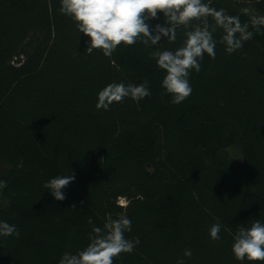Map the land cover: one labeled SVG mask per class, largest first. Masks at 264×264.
<instances>
[{
  "label": "trees",
  "instance_id": "obj_1",
  "mask_svg": "<svg viewBox=\"0 0 264 264\" xmlns=\"http://www.w3.org/2000/svg\"><path fill=\"white\" fill-rule=\"evenodd\" d=\"M210 2L230 15L264 14V0ZM59 8L60 0H0V180L8 182L0 220L20 233L0 237V264H58L89 243V219L102 227L120 212L132 221L126 238L140 243L114 264H264L231 251L240 224L264 222V29L231 55L220 44L215 59L205 54L190 73L205 95L174 105L151 53L181 46L180 30L175 43L89 55L88 38ZM144 81L152 94L129 99L132 116L115 103L96 109L107 84ZM26 105L53 125L31 127L17 111ZM72 170L66 199L56 201L43 184ZM215 218L219 241L209 236Z\"/></svg>",
  "mask_w": 264,
  "mask_h": 264
},
{
  "label": "clouds",
  "instance_id": "obj_2",
  "mask_svg": "<svg viewBox=\"0 0 264 264\" xmlns=\"http://www.w3.org/2000/svg\"><path fill=\"white\" fill-rule=\"evenodd\" d=\"M59 12L70 18L77 31L88 38L85 52L91 55L100 51L111 58L121 45L133 46L140 42L145 47L155 48L163 38L175 43L178 30L184 37L181 46L172 49H159L151 53L159 69L165 72L161 81L163 94L171 97V103L179 105L192 93L190 73L201 71L204 55L215 59L216 47L223 45L225 53L231 55L240 50L254 34L264 29V14L252 7H242L238 15H230L224 8L211 6L210 0H60ZM164 23L152 26L149 22L159 20ZM248 16L242 22L240 16ZM250 29H255V33ZM220 32L219 38L215 34ZM114 63V61H113ZM148 82L138 85L112 82L97 93V110H110L114 103H122L125 98L139 103L151 96ZM17 167H23L22 161ZM75 180L72 170L65 175L51 177L43 184L56 201H63L66 196L63 189ZM8 182L0 180V191ZM7 204V201H4ZM123 205V201H121ZM75 206L73 205V208ZM209 228L213 241L221 239L222 225L219 218ZM92 226L89 243L75 253L65 251L58 264H114V259L122 253L131 254L139 237L128 239L126 232H131L132 221L126 212H120L115 218L108 214L103 226ZM16 225L0 220V237H19ZM231 251L237 261H264V222L254 220L250 226L240 224L233 235ZM193 252L185 248L183 257L191 258ZM177 264H185L178 259Z\"/></svg>",
  "mask_w": 264,
  "mask_h": 264
},
{
  "label": "rangeland",
  "instance_id": "obj_3",
  "mask_svg": "<svg viewBox=\"0 0 264 264\" xmlns=\"http://www.w3.org/2000/svg\"><path fill=\"white\" fill-rule=\"evenodd\" d=\"M253 79H255V80L258 79L257 74H253ZM190 84L192 86L193 91H192L191 95L188 97V99L189 98L194 99V98H198L200 96L205 95L202 86L197 84L191 78H190ZM114 110L118 113H122V114L125 113L128 116H132V114H133L129 98H125V100L122 103H118V104L115 103L114 104ZM17 111H18L20 117L23 118L25 120V122L27 124H29L31 127L45 128V127H50L53 125V122L51 121V119H44V118H41L39 115L35 116V115L30 114V113H32L31 107L28 105L22 106V108H19ZM102 111H104V110H102ZM108 111H104V112H108ZM263 122H264V119H263ZM229 153L233 157L236 155L234 150H230ZM121 201H123V205H126L127 201L125 199H121L120 204H121Z\"/></svg>",
  "mask_w": 264,
  "mask_h": 264
},
{
  "label": "water",
  "instance_id": "obj_4",
  "mask_svg": "<svg viewBox=\"0 0 264 264\" xmlns=\"http://www.w3.org/2000/svg\"><path fill=\"white\" fill-rule=\"evenodd\" d=\"M2 203H3V198H2V194H0V210H1V207H2Z\"/></svg>",
  "mask_w": 264,
  "mask_h": 264
},
{
  "label": "built area",
  "instance_id": "obj_5",
  "mask_svg": "<svg viewBox=\"0 0 264 264\" xmlns=\"http://www.w3.org/2000/svg\"><path fill=\"white\" fill-rule=\"evenodd\" d=\"M127 204V203H126Z\"/></svg>",
  "mask_w": 264,
  "mask_h": 264
}]
</instances>
